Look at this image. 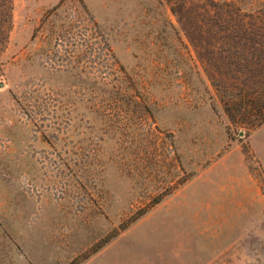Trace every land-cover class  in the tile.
<instances>
[{
	"label": "rangeland",
	"instance_id": "obj_1",
	"mask_svg": "<svg viewBox=\"0 0 264 264\" xmlns=\"http://www.w3.org/2000/svg\"><path fill=\"white\" fill-rule=\"evenodd\" d=\"M11 1L0 264H264V123L238 135L178 0Z\"/></svg>",
	"mask_w": 264,
	"mask_h": 264
},
{
	"label": "trees",
	"instance_id": "obj_2",
	"mask_svg": "<svg viewBox=\"0 0 264 264\" xmlns=\"http://www.w3.org/2000/svg\"><path fill=\"white\" fill-rule=\"evenodd\" d=\"M196 49L228 120L247 136L264 123V6L243 0L171 5ZM12 26V1L0 0V52ZM206 42L205 47H202Z\"/></svg>",
	"mask_w": 264,
	"mask_h": 264
},
{
	"label": "water",
	"instance_id": "obj_3",
	"mask_svg": "<svg viewBox=\"0 0 264 264\" xmlns=\"http://www.w3.org/2000/svg\"><path fill=\"white\" fill-rule=\"evenodd\" d=\"M1 85H2V83H1Z\"/></svg>",
	"mask_w": 264,
	"mask_h": 264
}]
</instances>
